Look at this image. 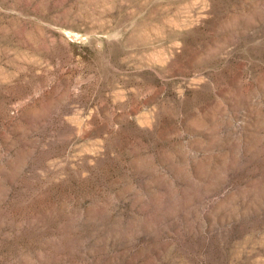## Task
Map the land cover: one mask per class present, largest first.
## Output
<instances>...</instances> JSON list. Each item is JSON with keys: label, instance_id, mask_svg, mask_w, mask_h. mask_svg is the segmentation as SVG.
I'll return each mask as SVG.
<instances>
[{"label": "rangeland", "instance_id": "rangeland-1", "mask_svg": "<svg viewBox=\"0 0 264 264\" xmlns=\"http://www.w3.org/2000/svg\"><path fill=\"white\" fill-rule=\"evenodd\" d=\"M0 264H264V0H0Z\"/></svg>", "mask_w": 264, "mask_h": 264}]
</instances>
